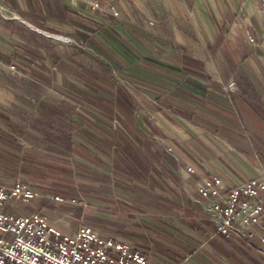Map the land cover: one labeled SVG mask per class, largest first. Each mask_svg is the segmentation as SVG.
Masks as SVG:
<instances>
[{
	"label": "rangeland",
	"instance_id": "1",
	"mask_svg": "<svg viewBox=\"0 0 264 264\" xmlns=\"http://www.w3.org/2000/svg\"><path fill=\"white\" fill-rule=\"evenodd\" d=\"M112 15L117 17L118 11ZM61 37L66 39H63L65 43L72 42L67 36ZM69 46L77 47L83 59L101 72L86 66L61 77V82L55 77L51 80L37 76L28 81L22 78L15 84L13 94L5 95L0 101V183L10 185L19 180L39 194L26 204H17L16 211L42 212L64 233L87 224L105 236L134 246L137 240L142 241L141 234L145 231L148 237L154 235L170 243L167 235L175 237L166 230H176L183 236L184 230L173 226L193 216L188 209L212 222L214 203L224 206L230 192L242 187L251 177L264 175V113L255 111L251 106L256 104L248 97L241 94L236 101L232 100L233 104H229L232 99L229 96L214 100L225 115L236 114L237 106L243 111V128L241 131L233 128L241 134L239 145H226L208 132L192 136L189 131L180 130L179 124L189 115L183 110L186 106L161 97L160 86L139 82L136 75L129 78L116 66V70L112 69L84 41ZM178 87L176 91L192 101L196 109V105L207 109L209 100H213L206 92L194 96ZM116 88L131 100L132 107L126 110V115L114 106L112 112L92 106L83 93L114 100L110 92ZM220 90L236 93L237 85L230 82ZM133 132L147 143L150 149L146 148V155L151 159L165 153V148H171L174 153L169 152L179 158L180 165L169 174L170 189L161 182L156 187L150 185L155 197L128 191L115 182L114 160H124L118 147L120 141L141 145ZM155 164L160 168L159 161ZM214 177L220 180L215 186L217 194L202 195L203 183ZM261 227L264 228V215L260 225H253L252 229L259 234ZM253 242L258 243V239L255 237Z\"/></svg>",
	"mask_w": 264,
	"mask_h": 264
},
{
	"label": "crops",
	"instance_id": "2",
	"mask_svg": "<svg viewBox=\"0 0 264 264\" xmlns=\"http://www.w3.org/2000/svg\"><path fill=\"white\" fill-rule=\"evenodd\" d=\"M98 3L99 8L92 9L80 0H0V101L13 94L19 79L28 81L42 76L61 82V77L83 67L95 69L77 47L69 46L84 41L112 69L116 66L129 78L137 76L139 82L160 86L161 97L186 106L183 110L189 115L182 119L184 124H179L184 133L200 136L208 132L226 145H239L241 134L233 130L243 128V111L237 106L236 114L225 115L214 100L229 96L232 98L229 104H233L232 100L243 94L256 104L251 106L255 111L264 113V15L260 1L98 0ZM111 8L118 11L117 17L112 15ZM38 29L67 36L72 42L56 40ZM249 37L254 41L250 42ZM230 82L237 85L236 93H222L220 88ZM176 87L194 96L206 92L213 100H209L207 109L198 105L196 109ZM169 151L173 150L165 148L174 161L162 157L165 176L160 178L168 189L169 174L180 165L178 156ZM187 212L193 216L173 226L182 228L183 236L176 230L171 229L180 236L166 230L175 237L167 235L170 243L154 235L148 237L146 231V235L141 234L142 241L137 240L135 246L145 254L148 264H264L259 261L264 260L259 242L248 245L241 239H227L208 218L195 210Z\"/></svg>",
	"mask_w": 264,
	"mask_h": 264
},
{
	"label": "built area",
	"instance_id": "3",
	"mask_svg": "<svg viewBox=\"0 0 264 264\" xmlns=\"http://www.w3.org/2000/svg\"><path fill=\"white\" fill-rule=\"evenodd\" d=\"M80 1L92 9L99 8L98 0ZM259 1L264 15V0ZM111 10L117 14L115 9ZM249 41L254 39L249 37ZM261 178L251 177L242 187L230 192L224 206L214 203L211 210L218 233L227 239H241L248 245L256 237L259 252L264 256V228L261 227L259 234L252 229L253 225H260L264 215V182ZM219 182L216 177L206 181L200 192L204 196L216 195L215 186ZM38 196L22 181L10 185L0 183V264H148L145 254L134 245L105 236L87 224L64 233L42 212L15 210L17 204H26ZM248 198L256 201L249 203Z\"/></svg>",
	"mask_w": 264,
	"mask_h": 264
},
{
	"label": "trees",
	"instance_id": "4",
	"mask_svg": "<svg viewBox=\"0 0 264 264\" xmlns=\"http://www.w3.org/2000/svg\"><path fill=\"white\" fill-rule=\"evenodd\" d=\"M83 93L86 101L92 106L102 107L109 112H112V106H114L117 111L126 115V110H129L132 107L130 98L117 88L114 92H110V95L113 96L114 100L103 97L99 94H90L87 91H83ZM111 100L114 101V103H112ZM133 135L137 137L135 133ZM136 139L141 142V145L138 147L133 146L129 141H126L127 145L123 141H120L121 145H117L123 154L124 160L118 158L114 160V166L112 169L115 182L128 191L130 190L134 193L139 191V193H145L148 196L153 197L154 193L153 190L150 189V185L156 187L155 185H159V182H161L160 178L165 176L163 173L165 171L161 164L162 157L168 158L171 162L174 161V159L168 156L166 152L161 153L162 157L158 156L151 159L146 155L148 154L146 153V148L150 149L146 145L147 143L144 141L142 142L141 138L138 139L137 137ZM135 150L137 153H135ZM158 161L160 163V168H157L155 164V162Z\"/></svg>",
	"mask_w": 264,
	"mask_h": 264
},
{
	"label": "bare ground",
	"instance_id": "5",
	"mask_svg": "<svg viewBox=\"0 0 264 264\" xmlns=\"http://www.w3.org/2000/svg\"><path fill=\"white\" fill-rule=\"evenodd\" d=\"M44 33H45L46 35L50 36V37L60 38V39H62V40L64 39L63 37H61V36L59 37L58 35H55V34H53V33H51V34H50V33H47V32H44ZM64 40H66V39H64ZM262 181L264 182V175H263L262 178H261V182H262Z\"/></svg>",
	"mask_w": 264,
	"mask_h": 264
}]
</instances>
